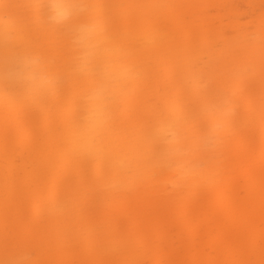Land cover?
<instances>
[{
	"label": "snow or ice",
	"instance_id": "1",
	"mask_svg": "<svg viewBox=\"0 0 264 264\" xmlns=\"http://www.w3.org/2000/svg\"><path fill=\"white\" fill-rule=\"evenodd\" d=\"M195 5L90 3L86 0H41L10 3L0 0V36L4 41L3 92L6 107L15 104L39 111L63 103L66 115L55 127L59 155L89 165L97 183L111 178L113 187L169 177L178 188L211 191L225 183L222 149L231 133L252 126L256 112L251 97L239 85L259 74L264 85V0L258 5L259 32L249 31L233 42L210 34L182 36L178 43L151 17L138 9H174ZM257 7V6H254ZM44 25L59 33L70 57L50 61L46 52L13 45V37ZM146 42L168 44L170 84L162 77L159 58ZM35 54L37 59L31 57ZM75 82L69 105L65 83ZM133 101L147 108L131 133L116 130ZM259 240L255 229L242 249L217 256L203 251L198 261H92L86 264H264V89L260 106ZM6 142L8 129L5 128ZM48 153L46 132L35 138ZM7 146V144H6ZM61 159L57 160L59 164ZM43 211L63 217L71 227H83L94 192L67 190L59 185L38 188ZM249 199L250 189L240 193ZM11 204L5 186L6 241L0 264H65L40 261L23 244L7 242ZM99 239V237H98ZM122 243H126L122 241Z\"/></svg>",
	"mask_w": 264,
	"mask_h": 264
},
{
	"label": "bare ground",
	"instance_id": "2",
	"mask_svg": "<svg viewBox=\"0 0 264 264\" xmlns=\"http://www.w3.org/2000/svg\"><path fill=\"white\" fill-rule=\"evenodd\" d=\"M10 3H38L41 0H7ZM90 3L141 5H195L174 9H138L135 16L161 22L178 43L187 35L210 34L216 40L233 42L249 31L259 32L260 0H86ZM257 6V7H254ZM13 45L46 52L50 61L67 60L70 51L64 38L44 25H37L13 37ZM159 58L162 77L159 85L170 84L172 66L168 44L145 45ZM4 41L0 36V258L6 241L5 186L11 212L7 242L23 244L40 261L86 264L92 261H198L208 259L204 249L215 248L217 256L247 245L255 229L259 240L260 206V122L262 89L259 74L239 85L251 97L256 112L252 126H241L223 145L225 183L205 191L181 189L165 176L137 182L128 187H113L111 178L97 183L92 168L83 162L59 155L55 127L65 118L64 104L46 111L15 104L6 107L3 92ZM37 59L35 54L31 57ZM75 82L68 76L65 89L69 105ZM142 101H133L117 122L122 134L133 132L141 123ZM8 129L6 142L5 128ZM46 132L48 153L36 146L35 138ZM7 144V146H6ZM61 159L58 164L57 160ZM59 185L70 191L94 192L83 227H71L59 215L43 211L38 188ZM250 189L248 200L240 193ZM137 220V221H136ZM99 237V239H98ZM122 241L126 243H122Z\"/></svg>",
	"mask_w": 264,
	"mask_h": 264
},
{
	"label": "rangeland",
	"instance_id": "3",
	"mask_svg": "<svg viewBox=\"0 0 264 264\" xmlns=\"http://www.w3.org/2000/svg\"><path fill=\"white\" fill-rule=\"evenodd\" d=\"M137 221V220H136Z\"/></svg>",
	"mask_w": 264,
	"mask_h": 264
}]
</instances>
